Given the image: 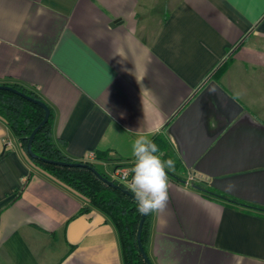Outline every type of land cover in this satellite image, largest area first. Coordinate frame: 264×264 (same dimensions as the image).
<instances>
[{
	"label": "crops",
	"instance_id": "obj_1",
	"mask_svg": "<svg viewBox=\"0 0 264 264\" xmlns=\"http://www.w3.org/2000/svg\"><path fill=\"white\" fill-rule=\"evenodd\" d=\"M7 84L50 107L65 157L93 153L113 180L133 165L138 133L180 155L178 137L187 151L243 116L264 117V0H0ZM188 175L169 171L168 208L151 214L152 263L264 264V212L207 195ZM0 264H125L114 223L42 169L1 117Z\"/></svg>",
	"mask_w": 264,
	"mask_h": 264
},
{
	"label": "trees",
	"instance_id": "obj_2",
	"mask_svg": "<svg viewBox=\"0 0 264 264\" xmlns=\"http://www.w3.org/2000/svg\"><path fill=\"white\" fill-rule=\"evenodd\" d=\"M230 65L231 62L227 59L216 69L212 75V79L217 83V79L225 74ZM7 85L30 97L42 100L40 96L31 89H27L21 85ZM0 117L7 122L14 135L19 138L23 146L27 149L29 137L43 121L45 111L39 106L14 93L0 91ZM52 120L53 114L51 111V117L48 123L35 137L33 142V152L39 157L45 159L75 163V161L65 157L54 143L52 137ZM156 140L158 141L154 142L159 146L161 152L164 153L163 158H172L175 161L174 170L180 173H185L187 168L181 156L175 150L171 149L167 140L162 137L157 138ZM35 162L64 185L87 198L91 207L100 210L114 223L120 235L125 264H146L137 245V233L142 214L137 211V202L134 199L125 195L120 190L110 187L108 184L104 183L93 173V171L88 168L60 167L49 165L40 161ZM87 164L95 167L94 164ZM132 166L129 168H132ZM115 183L130 191L129 188L117 181H115ZM193 186L207 195L217 197L229 203L242 205L264 212V206L242 201L225 193L219 192L211 187L205 186L203 183H193ZM150 221L151 214L146 216L142 233V242L145 249L148 242Z\"/></svg>",
	"mask_w": 264,
	"mask_h": 264
},
{
	"label": "water",
	"instance_id": "obj_3",
	"mask_svg": "<svg viewBox=\"0 0 264 264\" xmlns=\"http://www.w3.org/2000/svg\"><path fill=\"white\" fill-rule=\"evenodd\" d=\"M118 22L116 21L115 24ZM216 91H223L216 83L211 85ZM0 91L14 93L25 100L39 106L45 111V117L32 132L28 140L27 152L35 160L49 165L88 168L104 183L135 200L134 194L115 181L106 178L95 167L81 162L66 163L39 157L33 152L36 135L48 123L51 117L50 107L42 100L30 97L8 85H0ZM200 99L193 102L177 119L172 127L176 135V127L182 126L198 106ZM181 158L190 174L202 178L205 186L225 193L245 202L264 206V126L252 120L249 115L236 120L225 133L203 141L199 139L191 150L185 151L177 138ZM191 144V143H190ZM136 201V200H135ZM147 215H142L137 233V245L146 264H153L142 242V233Z\"/></svg>",
	"mask_w": 264,
	"mask_h": 264
},
{
	"label": "clouds",
	"instance_id": "obj_4",
	"mask_svg": "<svg viewBox=\"0 0 264 264\" xmlns=\"http://www.w3.org/2000/svg\"><path fill=\"white\" fill-rule=\"evenodd\" d=\"M132 156L131 176L126 179L137 202V211L142 215H162L168 208V173L174 170L175 161L164 159L154 140L140 133L133 140Z\"/></svg>",
	"mask_w": 264,
	"mask_h": 264
},
{
	"label": "built area",
	"instance_id": "obj_5",
	"mask_svg": "<svg viewBox=\"0 0 264 264\" xmlns=\"http://www.w3.org/2000/svg\"><path fill=\"white\" fill-rule=\"evenodd\" d=\"M95 160H96V155L91 153L82 162L93 164ZM130 170H131V168H126V167L125 168H117V169H115V171H114V179L113 180L117 181L118 183H120V184H122V185H124V186H126L128 188V186H127L128 180L126 179V177L130 178V176H131V171ZM197 178H198L197 175H191L188 181L189 182H196V181H198Z\"/></svg>",
	"mask_w": 264,
	"mask_h": 264
},
{
	"label": "rangeland",
	"instance_id": "obj_6",
	"mask_svg": "<svg viewBox=\"0 0 264 264\" xmlns=\"http://www.w3.org/2000/svg\"><path fill=\"white\" fill-rule=\"evenodd\" d=\"M240 48H241V46H239V47H237L236 48V50L228 57V61H230L231 62V64L234 62V60H235V58H236V56H237V54H238V51L240 50ZM256 118H254V120L256 121V122H258V124H260V125H263L264 126V117H262V116H260V115H257L256 114ZM189 173V172H188ZM191 175H195V174H190L189 173V175H188V180H189V178H190V176ZM198 179V181H196L195 183H202V178H200L199 179V177L197 178Z\"/></svg>",
	"mask_w": 264,
	"mask_h": 264
},
{
	"label": "flooded vegetation",
	"instance_id": "obj_7",
	"mask_svg": "<svg viewBox=\"0 0 264 264\" xmlns=\"http://www.w3.org/2000/svg\"><path fill=\"white\" fill-rule=\"evenodd\" d=\"M253 204V203H252ZM257 205V204H256ZM261 206V205H260Z\"/></svg>",
	"mask_w": 264,
	"mask_h": 264
}]
</instances>
